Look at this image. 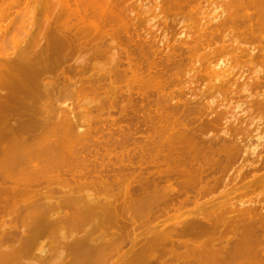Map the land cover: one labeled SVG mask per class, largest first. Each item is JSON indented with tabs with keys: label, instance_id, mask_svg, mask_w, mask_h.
<instances>
[{
	"label": "bare ground",
	"instance_id": "1",
	"mask_svg": "<svg viewBox=\"0 0 264 264\" xmlns=\"http://www.w3.org/2000/svg\"><path fill=\"white\" fill-rule=\"evenodd\" d=\"M192 1L195 0H157L145 6L144 0H0V45L22 34L21 39L17 35L19 41L10 43L12 49H6L5 44L10 53L0 54V220L4 221L9 204L14 207L15 217L21 215L26 209L19 204L24 196L30 203L27 208L32 215L36 213L32 217L25 210L28 214L24 216L32 222L29 229L24 226L29 231L0 229V264H18L34 248L46 252L48 247L38 241L42 235L49 238L48 244L55 242L50 243L56 255L43 253L47 260L38 254L40 264L53 263L54 256L62 255L57 251L60 246L72 247L65 252L68 258L63 255L66 260L57 257L62 264H115L126 241L130 247L123 264H264V171L257 174L264 170V136H257V143L247 148L241 144L245 141L240 139L241 129L237 130L244 122L217 109L222 107L218 103L222 99L216 101L218 106L213 103V95L223 97V103L227 101L224 98L239 101L242 97L248 114L264 115V0H219L215 3L218 11L212 6L215 11L200 15L197 24L198 10L194 12L192 7L201 1ZM184 10L197 17L190 22H195L194 30L193 25L173 19L176 15L180 18V14L188 17ZM12 13L17 24L20 22V28L15 29L20 32L13 30L15 34L11 32L13 38L7 42L2 32H7L4 29L11 21L6 26L3 23ZM166 18L169 22L172 19L174 25L177 21L183 23L176 28L179 32L169 30ZM145 21L148 27L143 25ZM168 31L180 34L175 37L170 33L174 36L171 45L166 38ZM101 58H105L102 64L107 60L108 67L106 63L105 67L98 65ZM94 59H98L100 71L108 69L106 76L100 72L103 78L94 71L95 75L91 71L88 77L82 75L95 67ZM236 63H240L242 71L239 66V74L235 72L238 76H230ZM183 71L187 78L181 81ZM71 72L80 77L67 83L66 102L72 97L75 103L78 94L88 93L96 103L80 108L82 112L106 114L97 119L93 113V125L90 123L87 133L106 136L103 140L108 148L100 144L105 149L98 146L88 150L87 155L107 157L111 149L117 148L118 168L107 167L110 170L95 172V176H91L95 174L92 170L80 171L78 178L71 169H57L60 174L54 173L62 178V183L56 181L62 185L57 184L60 189L40 187L41 178L47 175L19 183L24 171L38 175L54 167L44 159L27 165L30 168L23 166L26 149L53 148L59 140L60 146H66L73 130L85 131L86 126L71 113L59 115L61 107H53L54 101L58 104L62 99L54 95L62 87L60 83L64 84L63 75ZM194 78L202 84L200 91L195 90L201 85L195 86ZM207 96L209 101H205ZM71 106L64 103L62 108L68 110ZM206 130L209 133L204 135ZM53 153L44 154L53 157ZM88 177L94 179L87 181ZM109 179L123 182L127 193L124 191L118 198L94 195L96 191L104 193ZM239 189L246 191L229 197ZM56 193L69 198L65 200L69 202L66 207L70 202L81 204L75 217L73 205L71 212L65 208V214L73 212L68 215L73 217L71 220L59 215L65 221H58L60 217L55 214L59 217L56 220L53 216L49 198ZM134 202L139 203L140 212L149 213L150 220H157L154 233L139 246L136 239L120 233L128 228L131 219L121 214H126ZM38 204L50 206L51 214L49 207L39 208ZM33 218L36 220L31 221ZM91 220L95 225L91 226ZM83 223L91 224L90 230L93 227L91 234H83L87 238L78 236L79 240L73 238L75 241L71 239L70 243L65 240L73 232L71 229L82 230Z\"/></svg>",
	"mask_w": 264,
	"mask_h": 264
},
{
	"label": "rangeland",
	"instance_id": "2",
	"mask_svg": "<svg viewBox=\"0 0 264 264\" xmlns=\"http://www.w3.org/2000/svg\"><path fill=\"white\" fill-rule=\"evenodd\" d=\"M147 1V2H146ZM155 1H157V0H144V4H145V6H152L153 4H154V2ZM196 1V0H195ZM195 1L193 2V3H195ZM198 1V0H197ZM196 1V2H197ZM201 1V2H200ZM199 2H200V4H201V8H200V4L199 5H197V3H195V7L196 8H194V6H193V4H192V2H191V4H192V6L190 5L189 7L191 8H193V11L195 12V11H197V14H196V12H195V15L198 17H194V15H191V13L189 14L188 12H186L187 10H184L185 11V14L186 13H188V15L186 14V16H188V17H185V15L182 17V14H180V18H177V17H179V15L177 16L176 15V17H173V16H169L168 15V17L170 18V17H173V19H175V20H177V19H179V21H181V20H183V21H181V22H186V24H190V25H193V30L195 29L194 27H196V26H194V24H195V22H194V24L193 23H190L191 21L193 22V20H194V18H195V20H196V18H197V20H196V24H197V22H198V19H199V17H200V15H201V17L202 16H204L203 14H205V16H208L210 13H212L213 11H215V10H217L216 8H215V6L219 3V0H200ZM211 1V2H210ZM217 1V2H216ZM204 2V3H203ZM148 3V4H147ZM203 3V4H202ZM212 3H213V5H212ZM215 3H217L216 5H215ZM206 4H208V6H205ZM212 6H214V9H213V7ZM189 7H187L188 8V11H190L189 10ZM186 8V9H187ZM197 8H200V9H197ZM218 8V7H217ZM194 9H196V10H194ZM206 9V10H205ZM210 11H209V10ZM202 11V12H201ZM208 12V14L206 13V12ZM218 11V10H217ZM150 13H151V11H149ZM192 12V11H191ZM150 13H148L147 12V14H148V16L150 15ZM198 13H200V14H198ZM13 14L14 13H12L9 17H8V15H6V18H5V23H3L5 26H6V24H8L10 21V23H13V21L15 22V23H13L12 25L10 24H8L9 25V27H8V25H7V27L6 28H8L7 30H5L4 28V31H7V32H2V34H4V38H5V40H7V42L10 40V39H12L13 37V39H12V41L13 42H17V40L19 41L21 38V35L22 34H20L21 32L20 31H18V32H20V33H18L15 29H17L19 26H21L20 25V22L18 21V18H16L15 17V19H17V21H18V23L19 24H17V22H16V20H14V18H13ZM146 14V13H145ZM145 14H142V16L143 15H145ZM147 14L145 15V16H147ZM183 14H184V12H183ZM192 14H194L193 12H192ZM147 16V18H149ZM193 16V17H192ZM143 18H145V17H143ZM151 18V17H150ZM168 18V19H169ZM4 19V18H3ZM166 20H167V18H166ZM174 20V21H175ZM194 20V21H195ZM3 21V20H2ZM154 21V20H153ZM170 20H167V22H168V26H169V30H170V28L172 29H176V28H179L180 29V26H182L183 25V23H182V25H180L179 24V21H177L178 23H176L175 25L174 24H171V23H173V21H172V19H171V22H169ZM146 22V21H145ZM143 23V25H145V26H149L148 25V23L146 22V23ZM150 23H152V22H150ZM175 23V22H174ZM14 24H17V25H14ZM171 24V25H170ZM195 24V25H196ZM4 25H2V26H4ZM174 25V26H173ZM12 28H11V27ZM14 26H16L15 28H14ZM191 27V26H190ZM20 28V27H19ZM18 28V29H19ZM179 29H176V31H178L179 32ZM15 31L16 32V34L17 35H20V36H18L17 37V35H15V36H13L15 33L14 32H12V31ZM176 31H173V33L172 32H170V33H172L175 37H178V35L177 34H179L178 32H176ZM14 33V34H10V33ZM169 33V31H168V35H169V37L167 36L166 37V35H165V37L168 39L167 41H168V43H170L169 45H171L172 43H173V38H174V36H172L171 34ZM177 33V34H176ZM165 34V33H164ZM180 35V34H179ZM13 36V37H12ZM161 36H163V34H161ZM3 37V36H2ZM171 37V38H170ZM173 37V38H172ZM180 37V36H179ZM4 38H1V40L3 39L4 40ZM15 39V40H14ZM172 41H171V40ZM169 40H170V42H169ZM11 41V40H10ZM9 42V43H5L6 45H7V47L5 46V44H2V45H0L1 47H0V54H2L3 55V53H4V51L5 52H7L6 51V49H12L11 47L13 46V44H12V46H11V44L10 43H13V42ZM2 43H4V42H2ZM227 43H231V41H229L228 40V42ZM0 44H1V42H0ZM233 44V43H232ZM6 47V49H5V47ZM2 47H4V49L2 48ZM9 47V48H8ZM203 52V51H202ZM201 52V53H202ZM7 53H10V51H8ZM200 53V54H201ZM4 54H6V53H4ZM83 54H85V53H82L81 55H83ZM199 54V53H198ZM2 55H1V57H2ZM105 58H101V59H94V60H92L94 63V68H93V64L91 65L92 67H90L91 69H88V73H86V71H85V73H82V75H84L85 77H88L89 76V74L92 72L93 73V71L94 72H96V73H98V74H100V72H102L103 73V75H107L106 74V72H107V70L108 69H104L103 68V70H99V69H102V67H100V68H98L99 66V64L101 65L102 64V62H103V60H104ZM97 60L98 61H102L101 63H99L98 62V65H97ZM201 60V62H202V64L203 63H205V62H203V60L202 59H200ZM91 61V62H92ZM106 63V64H105ZM197 63H200V61H198ZM97 66H96V65ZM103 64H105V66L107 65V67H108V64L109 63H107V60L106 61H104V63ZM101 65V66H104V65ZM201 64V63H200ZM236 64H238V65H236ZM235 64V66H236V68H235V66H231L232 67V73H231V75L230 76H232V74H234L235 72L236 73H238L239 74V72H240V70L242 71V66L240 65V63H236ZM199 65V64H198ZM203 65H205V64H203ZM202 65V66H203ZM104 66V67H105ZM197 66V65H196ZM240 66V67H239ZM97 67V68H96ZM106 67V68H107ZM237 67H239L240 68V70L237 68ZM234 68V69H233ZM237 69H238V71H237ZM97 70V71H96ZM91 71V72H90ZM106 71V72H105ZM90 72V73H89ZM104 72H105V74H104ZM92 73H91V75H92ZM101 73V74H102ZM186 73V71H183L179 76H180V80L181 81H183V80H186L185 78H187V74H185ZM236 73H235V75H233L234 77H236V76H238V75H236ZM72 72L71 73H65L64 75H63V80H62V82L64 83V84H62V83H60V85L59 86H62L61 88H59V86H58V88L60 89L58 92H56L55 93V97H58V98H62V99H59L58 101V104L56 103V101H54V103H53V107L55 108V110H56V107H58L59 108V106L61 107V110L59 111L60 113H59V115H61V114H67V113H71L72 115H73V117H74V119H77L76 121H79V122H81V123H83L82 125L85 127H89V128H86L85 127V131H81V130H73V132H71V136H70V138H69V140L67 141V144H66V146H60V145H62L61 144V141L59 140L55 145H53V148H45V147H34V148H32L31 150H25V152H23V157H22V160H23V166H27V165H34L35 163H38V162H35V161H37V160H40V159H44V160H42V161H45V160H47L48 161V163H52V165H54V167H53V169L52 170H50V171H44V172H38V175H36V174H33L31 171H24V174L22 175V176H19V183H22V182H27V181H29V180H32V179H34V178H36V177H43L44 175H47L48 176V178L46 179V177L47 176H44L45 177V179H42L41 178V186L40 187H47L48 186V188H52L53 187V189H55L56 187H58V185L56 184V181H58L59 183H62V181L60 182V180L62 179H60V177L59 176H57L58 174H55L54 172H60V171H57V169L58 170H64V169H71L72 170V172L73 171H75V173L74 174H76V177L79 175V172L80 171H82V172H80V173H85V172H89V171H91V173H97V172H103V171H105V170H107L108 168H110V169H112L113 168V170H114V168L115 169H117L118 168V163H116V159L117 158H115L116 156H115V153H116V149L117 148H113V147H115V146H111V148H113V150L111 149V151H110V155H107V157H106V155L104 156H101V157H91V156H89V155H87V152H88V150H93L92 148H97L98 149V146H100L102 149L105 147L104 145H106V142H105V140H103V139H106L107 137L106 136H104V135H102V134H100V133H98V134H90V133H87L88 131L87 130H89L91 127L90 126H92L93 125V123H92V121H94L93 119H94V114H95V117H97L98 115L100 116L101 114H99V112H98V115H97V113L96 112H93L92 114H91V111L89 112V111H87V110H84V111H86V113L84 114L83 112H82V107H86L87 106V104H88V106L87 107H91V105L92 104H94V103H96V101H93V95H90V94H82V95H84V97L82 96V95H80L79 96V94H78V99L75 101V103H74V105L73 106H71L73 103L71 102V101H73V99H72V97H70L71 99H68L67 101L68 102H66V99L67 98H69L68 96H69V94H68V91L69 90H67V92H65L66 90H64V89H67L66 88V86H67V83H72L73 81H74V79H77V78H79L80 76L79 75H77L76 77L75 76H72ZM94 74V73H93ZM100 74V76L103 78V76ZM95 75V74H94ZM71 79H70V78ZM183 77V78H182ZM195 79V78H194ZM103 81H105L104 79H103ZM103 81H102V83H103ZM108 82V81H107ZM54 83L55 84H58L57 83V81H55L54 80ZM105 83H106V81H105ZM194 85L196 84V85H201L200 87H196V89L195 90H198V91H200L199 89L202 87V84H200V82H197L196 81V79L195 80H193V82H192ZM64 85V86H63ZM70 84H68V87H71V86H69ZM195 85V86H196ZM191 86V85H190ZM195 86H194V88H195ZM64 87V88H63ZM192 87H193V85H192ZM63 88V89H62ZM69 89V88H68ZM104 91H106V89H104ZM68 95H67V94ZM64 94V95H63ZM65 95H67L66 97H65V100H64V97L63 96H65ZM88 95V96H87ZM89 95H90V97H89ZM104 95V94H103ZM86 96V97H85ZM101 97H104V96H102V95H100ZM100 96H98L99 98H101ZM215 95H213V99H214V101L215 102H213L214 103V105H216V106H218V104H216L217 102H218V99L220 98V99H222L223 100V97H220V96H216V97H214ZM82 97V98H81ZM210 97V96H209ZM218 97V98H217ZM79 98H80V101H79ZM86 98H88V99H86ZM96 99H97V97H95ZM98 98V99H99ZM210 98H212V97H210ZM82 99H83V101H82ZM91 99V100H90ZM98 99H97V101H98ZM102 99V98H101ZM206 99L209 101V98H208V96H207V98H205V101H206ZM212 99V100H213ZM237 99H239V98H237ZM241 99V100H240ZM239 99V101L238 100H236V98H234V99H232L231 98V100H228V98H224V101L225 100H227V101H225L224 103H223V101L221 100V101H219L218 103H219V105H221L222 107H217V109L218 110H220V111H226L227 113H228V115L230 114V115H234L233 116V119H235L234 117L236 116V118L238 117L239 118V120L238 119H235V120H238V121H240V122H244L243 124H242V127L240 126V127H238L237 128V130H239V129H241V133H239V136H240V139H241V141L243 140V139H245V141H242L243 143H241V144H243V145H245L247 148H250V147H252V146H254L256 143H257V136H260V135H263L264 136V115H263V113L262 114H258L259 115V117H263L262 119L261 118H259L258 117V115L257 114H254V115H252L253 113H250V114H248L247 112H246V110H248V107L247 106H245L244 105V98H240ZM60 100H62V101H60ZM85 100H86V102H85ZM95 100V99H94ZM70 101V102H69ZM79 101V102H78ZM84 103H86V105L85 104H81L82 102ZM89 101V102H88ZM90 101H91V103H90ZM217 101V102H216ZM77 102H78V104L80 103L81 104V106H79L78 107V104H77ZM64 103H69L70 104V106H71V108H69L68 110H65V109H63L62 108V106H63V104ZM242 103V104H241ZM239 105V104H241L239 107H236V105ZM75 105H77L76 106V108L74 107ZM83 105V106H82ZM85 105V106H84ZM79 108V109H78ZM81 108V109H80ZM220 108H222V109H220ZM245 110H244V109ZM244 111H245V113H244ZM77 112V113H76ZM80 112V113H79ZM82 112V113H81ZM89 112V113H88ZM79 113V114H78ZM89 114L90 115H93V117H90L89 116ZM247 114V115H246ZM249 115H251V116H249ZM257 115V116H256ZM80 116L82 117V118H80ZM89 116V117H88ZM102 117H101V119H103V117H105L106 116V114H104L103 113V115H101ZM90 118L91 119V121L90 120H88L87 118ZM242 117H243V119H245V120H243L242 119ZM251 117V118H250ZM253 117H254V119H253ZM256 117H258V118H256ZM84 119V120H83ZM88 120V122H87V120ZM96 119V118H95ZM97 119H99V117H97ZM247 119V120H246ZM259 119V120H258ZM81 120V121H80ZM85 120H86V122H85ZM261 120V121H260ZM237 121V122H238ZM249 121H250V123H249ZM254 121H255V123H254ZM247 122V123H246ZM90 123H92V125L90 124ZM234 123H236V122H233V124ZM252 123H254V124H252ZM86 124V125H85ZM240 124H238V126H239ZM243 125H245V127L243 126ZM249 127V128H248ZM244 128V129H243ZM248 130V132H247V130ZM246 130V131H245ZM211 131H213V130H211ZM214 131H216V130H214ZM243 131H244V133H243ZM207 132L209 133V130H206V132L204 131L203 132V134L205 135V134H207ZM217 132V131H216ZM215 133V132H214ZM247 133V134H246ZM244 134V136L243 137H241L242 135ZM247 135V136H246ZM116 136V135H115ZM115 136L113 137V138H115ZM111 141H112V139H111ZM110 141V142H111ZM95 143H96V145L97 146H95ZM103 143H105V144H103ZM245 143V144H244ZM102 146H104V147H102ZM65 145V144H64ZM110 145H113L112 143H110ZM105 148H108V146H106ZM104 148V149H105ZM54 151V153L53 154H56L55 156H53V157H49V156H45V152H49V151ZM73 151H75L74 153H72ZM113 151V152H112ZM114 156V157H113ZM104 157V158H103ZM109 158H111V159H109ZM110 162H109V161ZM118 162V161H117ZM107 163V164H106ZM109 163V164H108ZM107 165V166H106ZM30 166H27V168H30ZM106 166V167H105ZM106 169H105V168ZM108 167V168H107ZM24 168V167H23ZM110 169H108V170H110ZM70 170V171H71ZM78 170V171H77ZM102 170V171H101ZM263 171L264 170H262L261 172H259V173H257V174H260V173H263ZM50 173V174H46V173ZM78 173V174H77ZM96 173L95 174H91V176L93 175V176H95L96 175ZM60 174V173H59ZM64 176V175H63ZM57 177H59V178H57ZM56 178V180H54ZM67 178H69V176L67 177ZM78 178V177H77ZM91 178L92 177H88V179H86L87 181H89V179L91 180ZM57 179H59V180H57ZM92 179H94V178H92ZM47 181V182H44V181ZM54 180V181H53ZM53 181V182H52ZM83 181V180H82ZM107 183L109 184V187L107 188V189H105L104 190V193L103 192H98V191H96L95 193H94V195H96V196H100V197H107V196H120V195H122L123 193H124V191H125V193H127V191L125 190V184H123V182H121L119 179H109V180H107ZM73 185V184H72ZM59 186H61L62 187V185L60 184ZM60 187V188H61ZM59 188V187H58ZM59 188V189H60ZM95 189H97L96 187H95ZM261 189H263V188H261ZM93 191V189H91V192ZM244 191H246V190H244V189H239L238 191H236L235 193H233V194H231V195H229V197H231V196H235V195H240V193H241V195H243L242 193H244ZM60 195V194H59ZM58 195V193H56V194H53L50 198H49V200L52 202V204L50 205L52 208V210H53V212H52V214H53V216H63L64 218H67V219H65V220H68V219H70V217L71 216H68V215H72V213H70V214H68V213H64L65 212V208H66V212L68 211V208L70 209L71 207L70 206H72L73 205V207H72V210H73V208L75 209V210H73V211H75L74 212V214L72 215V216H74L75 215V213L77 212V211H79V208L81 207L80 205L81 204H79L78 206H76L75 204H71V202H70V206H68V207H66L68 204H69V202L68 201H65V200H68V199H63V197L64 196H62V198H61V195L59 196ZM248 195V194H247ZM251 196H254L252 193H251ZM66 197V196H65ZM117 197V198H118ZM247 196H245L244 197V199L246 198ZM135 200H136V198H134ZM21 201H20V203L19 204H22L23 205V207L24 206H26V207H24V208H26L25 210H27L28 208H27V205H29L30 203H29V200L27 199V196H24L22 199H20ZM46 200V199H45ZM49 200H46V202L48 201V202H50ZM72 200V199H71ZM70 200V201H71ZM120 200H121V197H120ZM119 200V201H120ZM73 201V200H72ZM119 201H117V204H119ZM41 202H42V200H41ZM44 202V201H43ZM45 203V202H44ZM135 203V202H134ZM39 204H41V203H39ZM38 204V205H39ZM77 204V203H76ZM50 206H48V205H44V207H42V205L40 206L39 205V208L40 207H42V208H47V207H49L48 208V210L47 211H49V210H51L50 209ZM80 206V207H79ZM132 206V207H131ZM130 206V208H128L129 210H128V212L125 214V213H123L122 212V218H124V215L126 216V217H128L129 218V216H130V222L128 221L127 222V224H129V225H127L128 226V228H126L125 227V230L124 231H121L120 233H121V235L123 236V237H125V238H131V239H134V241H135V239H136V242H138L137 243V246H139L141 243H143V241L145 240V239H147V238H149V236H151L154 232H153V230H154V228H153V224H155L156 222H157V220H154V222H153V220H150L151 218H149V217H151L150 215H148L147 214V211L145 212V211H143L142 210V212H140L141 211V209L139 208V203H135V204H132ZM29 207H31V206H29ZM76 207H78V208H76ZM127 207H129L128 205H127ZM34 208V207H33ZM37 208V207H36ZM36 208H35V210H36ZM38 208V210H40ZM41 208V209H42ZM13 209H14V207H11L10 206V204H9V207H8V209H7V214L5 215V219H3L4 221H1L0 220V229L2 230V228L3 229H8V227H10L11 229H14L13 227H15V229L16 228H18V229H21V231L25 228L24 226H27L26 228H28L29 229V227H30V225H31V223H30V219H28L27 217H25V216H27V214L28 213H26V215H25V210L24 209H22V212H23V214H22V212H20L21 213V215H25L24 217H25V219H22V218H24L23 216H21V215H18V216H16L15 217V213H13ZM78 209V210H77ZM29 210V209H28ZM27 210V212H30V210L28 211ZM37 210V212H39ZM44 209H42L41 211H43ZM51 210V211H52ZM40 211V212H41ZM51 211H49V213L51 212ZM97 211H101V209H97ZM70 212H71V209H70ZM130 212L132 213V214H130ZM144 212L147 214L146 216L144 215ZM31 213V212H30ZM34 214H36V213H33V215ZM51 214V213H50ZM56 214V215H55ZM32 217H33V215H32V213L30 214ZM30 215H29V217H30ZM56 216V220H58L59 219V217H57ZM67 216V217H66ZM144 217L145 219H143L142 217ZM149 216V217H148ZM18 217V218H17ZM20 217V218H19ZM32 217H30V218H32ZM35 217V216H34ZM61 217H60V219H61ZM62 217V218H63ZM75 217V216H74ZM136 217V218H135ZM139 217V218H138ZM58 218V219H57ZM63 218V219H64ZM71 218H73V217H71ZM142 218V219H141ZM37 219H38V217H37ZM58 220V221H65V220ZM147 219H149L148 221H147ZM162 219H164V217L162 216L161 218H160V220H162ZM33 220H36V218L34 219H32L31 221H33ZM71 220V219H70ZM133 220V221H132ZM135 220V221H134ZM141 220V221H140ZM146 220V221H145ZM92 221V220H91ZM125 222H126V220H124ZM148 222L147 224L145 223V222ZM149 221H152L153 223H149ZM89 223H91V224H89V225H91V226H93V225H95L93 222H95V221H92V222H90V221H88ZM133 222V223H132ZM87 223V222H86ZM85 223V224H86ZM84 223L82 224L83 225V228L84 227H86V229L88 228V226L89 225H85ZM85 225V226H84ZM126 225V224H125ZM91 226H89V230L87 229V231L85 230V229H83L82 228V230H85V232L84 231H82L81 230V228H79V230L80 231H76V230H78V229H76V230H74V229H71L70 230V232H72V230H73V232L71 233V235L67 238V237H64L65 238V240H67L69 243H70V241L69 240H71V239H76V240H79V238L81 237V238H83V237H85V236H87V235H83V234H85L86 232H88V233H90L91 234V232L93 231V227H92V230H90V228H91ZM152 226V227H151ZM82 227V226H81ZM10 228H9V231H11L10 230ZM25 228V229H26ZM123 228V227H122ZM5 229V230H6ZM23 230L24 232L25 231H29V230ZM121 230H123V229H121ZM152 230V232H150V231ZM22 231V232H23ZM74 231H76V232H74ZM116 231V230H115ZM1 232V231H0ZM18 232H20V231H18ZM70 232H69V234H70ZM78 232H80V233H78ZM27 233V232H26ZM69 234H67V236L69 235ZM78 236H79V238H78ZM83 236V237H82ZM46 237L47 236H41V237H39L40 239L38 240L39 241V244H40V242L43 244V243H45V244H43V246H46V247H44V248H50V249H48L47 248V250H46V252H47V254L49 253V255H53L54 253H55V248L53 249L52 248V246H53V244L55 245V242H53V241H50V242H53V244L52 243H50L49 242V244H48V241H47V239L49 240V238H47L46 239ZM75 237H77V238H75ZM88 237H90V235L88 234ZM143 237V238H142ZM63 238V239H64ZM67 238V239H66ZM80 238V239H81ZM85 238H87V237H85ZM46 239V240H45ZM62 239V240H63ZM73 239V240H74ZM90 238H88V241H90L89 240ZM51 240H53V239H51ZM63 241V243H66L67 244V241ZM72 241V240H71ZM75 241V240H74ZM73 241V242H74ZM141 241V242H140ZM13 244H15V243H13ZM12 244V245H13ZM48 244V245H47ZM52 244V245H51ZM62 244V243H61ZM51 245V247H49ZM62 245H64V246H67V245H65V244H62ZM11 247V245L9 246V248ZM14 247V246H13ZM54 247V246H53ZM63 247V246H62ZM61 246L57 249V251H59L60 253L62 252V255L58 252V254H60L59 256H57V257H60V259H65L64 257H63V255L65 256V257H67L66 255L67 254H65V252L67 253V251H68V249L70 250V249H72V247L71 248H67L66 249V247L65 248H62ZM130 247V242H128V241H126V242H124L123 243V247H122V250H121V254H118V256L117 257H115L116 258V263L115 264H123L124 263V261H125V251H126V249H128ZM8 247L6 248L7 250L9 249ZM12 248V247H11ZM53 251H52V250ZM37 250V251H36ZM49 250V251H48ZM31 251L32 250H29L28 251V254L27 255H29V256H27V255H25V257H24V259H23V261H22V259H21V261H20V263H18V264H24V263H27V264H40L38 261V254H43V253H46L45 251L43 252V253H40L39 252V249H35L34 248V251H32V254H31ZM35 251H36V253L37 252H39V253H37V255L35 256ZM72 251V250H71ZM30 252V253H29ZM35 254H34V253ZM51 252H53V253H51ZM70 252V251H69ZM68 252V253H69ZM54 255H56V254H54ZM124 255V256H123ZM43 256H44V258H46V256H45V254H43ZM41 257V256H40ZM40 257H39V259H40ZM49 257V256H48ZM51 257V256H50ZM55 257V260L57 259V257L56 256H54ZM124 257V258H123ZM42 259H43V257H41ZM68 258V257H67ZM66 258V259H67ZM47 259V258H46ZM45 259V260H46ZM59 258H58V260L60 261V263L62 264V260H60ZM65 259V260H66ZM41 260V259H40ZM47 260H49V259H47ZM46 260V261H47ZM54 260V259H53ZM54 260V264H56L57 263V261L58 260H56L55 261ZM64 260V261H65ZM115 260V259H114ZM42 261V260H41ZM40 261V262H41ZM62 261V262H61ZM22 262V263H21ZM48 262V261H47ZM41 263H43V262H41ZM50 263V262H49ZM51 263H52V261H51ZM50 263V264H51ZM52 263V264H53ZM60 263H57V264H60Z\"/></svg>",
	"mask_w": 264,
	"mask_h": 264
}]
</instances>
